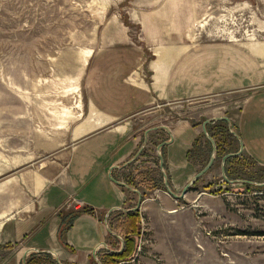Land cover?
<instances>
[{
	"label": "crops",
	"instance_id": "0c3cea01",
	"mask_svg": "<svg viewBox=\"0 0 264 264\" xmlns=\"http://www.w3.org/2000/svg\"><path fill=\"white\" fill-rule=\"evenodd\" d=\"M169 9L160 14L168 17L154 15L144 22L141 39L133 40L123 26L111 25L94 49L84 50L87 102L82 107L87 114L74 127L76 139L70 147L56 149V158L38 167L37 103L34 118L24 120L30 145L9 144L14 154L0 150V264H22L23 258L38 253L55 259L51 251L61 264H100L101 255L121 246L117 225L136 194L118 182L137 187L143 196L139 211L149 224L155 218L163 222L188 191L175 199L166 187L148 189L136 181L148 155L144 150L151 153L153 148L157 162L160 152L169 187L179 194L208 161L199 165L195 157L207 119L206 131L214 142H219L214 128L226 126L223 130L233 133L242 147L240 154L264 168V62L258 58L264 44L188 40ZM238 91L245 94L234 116L209 107L201 113L205 119L199 126L190 117L169 119L164 113L171 103ZM222 116L229 121L217 119ZM201 138L210 157L211 142L204 133ZM226 146L219 142L220 150ZM232 158H226L224 170ZM212 170L207 174L213 175Z\"/></svg>",
	"mask_w": 264,
	"mask_h": 264
},
{
	"label": "rangeland",
	"instance_id": "374dc122",
	"mask_svg": "<svg viewBox=\"0 0 264 264\" xmlns=\"http://www.w3.org/2000/svg\"><path fill=\"white\" fill-rule=\"evenodd\" d=\"M168 8L188 40L264 44V0H0V150L14 154L9 144L30 145V128L24 120L34 118L37 103L38 167L55 159L56 149L70 147L76 139L74 127L87 114L82 107L87 102L84 50L94 49L92 45L111 25L123 26L133 40L141 39L144 22L154 15L168 17L160 15ZM258 58L264 62V50ZM244 94L186 99L166 105L164 113L169 119L190 117L200 126L205 119L201 113L209 107L234 116ZM223 129L214 128L218 141L227 144L225 150L237 152L234 134ZM202 136L203 132L196 144L199 165L209 158ZM150 150H144L148 155L135 180L148 189L158 185L165 190L157 155ZM221 158L215 155L208 171L193 182L186 199L173 205L175 212L165 215L163 222L155 218L149 224L140 214L137 248L132 258L119 264H264V185H259L264 182V168L240 153L234 155L225 173L237 180L231 183L219 172ZM212 168L213 175L207 174ZM246 181H251L250 188ZM200 192L203 195L191 201ZM136 198L137 193L132 207ZM41 264L52 262L43 259Z\"/></svg>",
	"mask_w": 264,
	"mask_h": 264
},
{
	"label": "trees",
	"instance_id": "16d2710c",
	"mask_svg": "<svg viewBox=\"0 0 264 264\" xmlns=\"http://www.w3.org/2000/svg\"><path fill=\"white\" fill-rule=\"evenodd\" d=\"M218 122H222L226 124V122L223 120H220ZM224 128H226V126ZM206 129L209 131L208 125H206ZM215 143H216V149L218 150L217 153L219 155H222L230 151L225 149L220 150L219 142L216 141ZM227 160H229V158ZM225 170L227 171L226 168ZM127 183L133 185V179H128ZM245 184L247 188L251 187L250 184L248 183ZM156 186L157 185H152V187H156ZM257 188L262 189V187L259 186ZM131 207H129L128 210H126V212L123 214V219L120 220V222H118L117 225L122 234V240H123L122 249L119 252L113 250H107L100 258V264H119L124 260L132 258L137 248L138 237L140 234V211L139 209L132 210ZM68 225L69 224H67V226ZM43 259H48L49 261L52 262V264H58L57 261L49 253H38V255L31 254L26 259L25 264H41Z\"/></svg>",
	"mask_w": 264,
	"mask_h": 264
},
{
	"label": "water",
	"instance_id": "95a60500",
	"mask_svg": "<svg viewBox=\"0 0 264 264\" xmlns=\"http://www.w3.org/2000/svg\"><path fill=\"white\" fill-rule=\"evenodd\" d=\"M219 118H222V119L226 120L227 122L229 121L228 117H226V116L218 117L217 119H219ZM207 122H209L208 119L205 120L204 123L202 124V130H203L204 135H205V136L208 138V140L211 142V145H212V152H211V154H210V157H209L207 163H206V164H205V165H204V166H203L198 172H196V173L194 174V176L191 178V180H190L189 182H187V184H185V186L182 188V190H181V192H180L179 194L175 193L174 191H172V190L170 189L169 184H168L167 175H166V173L164 172V169H163V159H162V156H161L160 152H158V157H159V168L161 169L162 174H163V178H164V186L166 187V191H167L169 194H171V196H173L175 199H180L181 197H183V196L185 195V193L188 191L189 187L193 184V182H194L195 180H197L202 174H204V173L210 168V166H211L212 163H213V160H214V157H215V149H216V147H215V142H214L213 138H212V137L207 133V131H206V126H205V124H206ZM163 127L167 130V132H169V130H168L165 126H163ZM170 141H171V137H170L169 140L164 141V142H162V143H169ZM162 143L159 144L158 149L160 148V146L162 145ZM141 148H142V147H141ZM241 148H242V147H241ZM241 148H240L237 152H228V153L224 154L223 157H222V161H221V171H222V176H223V178L226 179L228 182L234 183V182H236L237 180H231V179H229V178L225 175V170H224V163H225V160H226L227 157H230V156H234V155L239 154ZM249 182L251 183V181H249ZM118 183H120V184L126 186L128 189H130V190H132V191H134V192L137 193V195H138L137 202H136L135 206L132 207L131 209H132V210L139 209L140 204H141V202H142V195H141V193H140L139 191H137L135 188H132V187H130L129 185L125 184L124 182H118ZM259 185H264V182H263V183H260ZM126 210H128V209H126ZM121 246H123V241H122V240H121ZM30 249H31V248H30ZM30 249H28V250L25 252V254H26L28 251H30ZM121 249H122V248H120V249H118V250H113V251H117V252H119ZM51 252H52L53 255L55 256V259H56L57 263H58V264H61V263L59 262L58 258H57V255L55 254V252H54V251H51ZM24 262H25V259L23 258L22 264H24Z\"/></svg>",
	"mask_w": 264,
	"mask_h": 264
},
{
	"label": "flooded vegetation",
	"instance_id": "af4514ba",
	"mask_svg": "<svg viewBox=\"0 0 264 264\" xmlns=\"http://www.w3.org/2000/svg\"><path fill=\"white\" fill-rule=\"evenodd\" d=\"M245 183H248V184H249V182H247V181H246ZM120 248H122V246H120L118 249H120ZM118 249H117V250H118Z\"/></svg>",
	"mask_w": 264,
	"mask_h": 264
},
{
	"label": "bare ground",
	"instance_id": "6f19581e",
	"mask_svg": "<svg viewBox=\"0 0 264 264\" xmlns=\"http://www.w3.org/2000/svg\"><path fill=\"white\" fill-rule=\"evenodd\" d=\"M24 264H25V262H24Z\"/></svg>",
	"mask_w": 264,
	"mask_h": 264
}]
</instances>
